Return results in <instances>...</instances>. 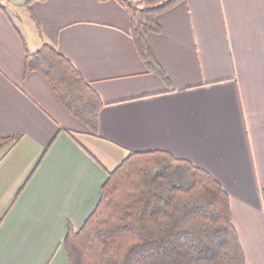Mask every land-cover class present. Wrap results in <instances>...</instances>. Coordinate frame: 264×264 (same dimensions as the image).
I'll return each mask as SVG.
<instances>
[{
    "label": "crops",
    "instance_id": "0c3cea01",
    "mask_svg": "<svg viewBox=\"0 0 264 264\" xmlns=\"http://www.w3.org/2000/svg\"><path fill=\"white\" fill-rule=\"evenodd\" d=\"M10 2L13 12L0 0V138L19 139L0 149V264H69V225L84 224L130 151L149 149L217 178L247 262L264 264V0L159 12L160 30L146 33L166 79L139 53L121 0ZM46 41L102 97L97 133L43 74L25 73L27 50Z\"/></svg>",
    "mask_w": 264,
    "mask_h": 264
},
{
    "label": "trees",
    "instance_id": "16d2710c",
    "mask_svg": "<svg viewBox=\"0 0 264 264\" xmlns=\"http://www.w3.org/2000/svg\"><path fill=\"white\" fill-rule=\"evenodd\" d=\"M141 1L143 7L121 0L132 12L139 53L166 79L146 32L160 30L156 15L180 0ZM24 63L25 73L43 74L66 110L98 132L103 99L73 61L46 41L27 50ZM18 139L1 137L0 149ZM63 245L69 264H249L228 191L204 167L165 149L130 151L108 172L102 197L84 224L69 225Z\"/></svg>",
    "mask_w": 264,
    "mask_h": 264
},
{
    "label": "rangeland",
    "instance_id": "374dc122",
    "mask_svg": "<svg viewBox=\"0 0 264 264\" xmlns=\"http://www.w3.org/2000/svg\"><path fill=\"white\" fill-rule=\"evenodd\" d=\"M19 3H20V1H22V2H25V0H17ZM133 2H135L136 3V5H138L139 7H143V2L141 1V0H132ZM4 2L7 4H10L9 5V7H10V12H13V8H14V5H13V3L12 2H10V0H4ZM10 2V3H9ZM8 6V5H7ZM12 9V10H11ZM13 16L15 17V21H16V23L18 24L19 23V19H18V17H16V15L13 13ZM29 22V26H32V28H34V30L35 31H37V29H36V25H34V23H32V21H30V20H27V23Z\"/></svg>",
    "mask_w": 264,
    "mask_h": 264
}]
</instances>
